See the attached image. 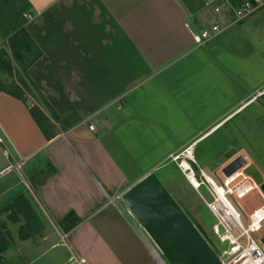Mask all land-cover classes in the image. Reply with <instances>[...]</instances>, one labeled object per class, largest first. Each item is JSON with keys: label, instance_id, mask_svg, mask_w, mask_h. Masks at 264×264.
<instances>
[{"label": "crops", "instance_id": "1", "mask_svg": "<svg viewBox=\"0 0 264 264\" xmlns=\"http://www.w3.org/2000/svg\"><path fill=\"white\" fill-rule=\"evenodd\" d=\"M27 1L40 57L25 73L55 136L5 92L0 129L26 160L30 203L87 264H167L122 196L155 172L194 212L180 155L219 181L241 158L264 178V7L199 46L194 35L229 21L202 0Z\"/></svg>", "mask_w": 264, "mask_h": 264}, {"label": "rangeland", "instance_id": "2", "mask_svg": "<svg viewBox=\"0 0 264 264\" xmlns=\"http://www.w3.org/2000/svg\"><path fill=\"white\" fill-rule=\"evenodd\" d=\"M23 3V0H0V34L2 38L6 40L5 45L7 47V52L10 53L9 57L14 67V73L12 74L0 72V80L3 82V85L8 88L15 84H20L21 81H25L29 84L24 71L25 63L16 60L13 52H11L8 47L9 44L7 41L20 27L24 26L25 18L23 13L20 14L21 12H19ZM207 14L210 15L213 13L207 11ZM3 49L6 50V48ZM31 56L32 54L26 53L25 60L29 61ZM25 96L29 98L28 102L31 106L40 104V95L32 86L27 90ZM0 135L4 139V144L0 143V242L6 241L8 244L7 250L0 254V264H69V258L71 257L68 247V245L70 246L69 241H67L66 238L60 237V235H58L59 229L48 222L46 218L42 220L38 218L41 214L44 215L43 212L40 209L39 215L30 203L31 199V201H34L33 205L36 206V208L37 206L39 207L35 192H33V196L29 198L31 191L24 181L26 167L23 166L21 172L13 170L5 175H1L2 168L10 164H15L16 160L19 158L16 159L15 150L1 129ZM6 148L12 154L10 158L5 156L4 150ZM218 175L221 177V181L225 179V175L222 172ZM14 179H16L18 183V190H7L10 182ZM163 179L164 178L161 179L162 183H164L165 187L191 221L195 225L196 220L200 222V224L196 225L197 228L205 236L216 253H221L225 250L227 244H221L214 233L213 227L217 223V220L205 206L200 196L195 194V196L190 199L189 202L194 208V212H190L188 210L190 205L187 199H182L179 194L173 191V189L163 181ZM214 179L218 184H221V181L217 180L215 177ZM201 191L210 198L209 193L204 187ZM230 200L237 210L241 212L243 216L242 220L245 224L249 214L264 206V195L260 190H254L242 199L230 197ZM255 236L261 240L264 237V228ZM47 237H49V240ZM56 243H58V245L53 246ZM161 255L167 264H169L162 253Z\"/></svg>", "mask_w": 264, "mask_h": 264}, {"label": "built area", "instance_id": "3", "mask_svg": "<svg viewBox=\"0 0 264 264\" xmlns=\"http://www.w3.org/2000/svg\"><path fill=\"white\" fill-rule=\"evenodd\" d=\"M202 2L205 10L225 20L229 17V21L223 24L221 20H215L209 28L194 35V40L199 46L205 45L230 27L251 18L264 7V0H241L239 4L234 0H202ZM25 17L29 20L33 19L31 14H26ZM90 129L94 130L95 126L91 125ZM0 143L4 144L1 135ZM4 153L7 158L12 156L7 148ZM181 156H177L174 160L205 206L216 218L217 223L213 229L220 243L227 244L225 250L221 253L217 252L222 264H264V247L261 240L255 236L264 228V206L249 214L245 224L241 212L230 200V197L242 199L252 191L260 190V186L246 174V166L226 175L221 184H218L203 171L196 172L192 165L186 163ZM183 156L185 159H192L191 150H185ZM25 162L23 158L16 160L15 164H10L2 170L1 175L13 170L21 172ZM203 187L210 198L202 193ZM69 264H87V262L72 254Z\"/></svg>", "mask_w": 264, "mask_h": 264}, {"label": "water", "instance_id": "4", "mask_svg": "<svg viewBox=\"0 0 264 264\" xmlns=\"http://www.w3.org/2000/svg\"><path fill=\"white\" fill-rule=\"evenodd\" d=\"M245 166L246 174L264 195L261 172L244 158L229 164L224 173L230 175ZM122 200L169 264H222L211 244L155 172L130 188ZM261 243L264 245V237Z\"/></svg>", "mask_w": 264, "mask_h": 264}, {"label": "trees", "instance_id": "5", "mask_svg": "<svg viewBox=\"0 0 264 264\" xmlns=\"http://www.w3.org/2000/svg\"><path fill=\"white\" fill-rule=\"evenodd\" d=\"M23 5H21V8L19 9L20 14H24L28 11L30 8V4L27 0H23ZM235 3H240L241 0H234ZM9 49L11 52H13L14 57L16 60L20 61L21 63H25L24 71L26 72L27 69L36 62L39 57L40 53L36 48L34 47V43L31 40L29 34L25 30L24 26L20 27L17 32L12 35L8 39ZM30 53L32 54L31 59L29 61L25 60V54ZM9 54L7 50L3 49L0 50V72H6L8 74L14 73V67L12 64V60L9 57ZM30 85L27 84L25 81H21L20 84H15L12 87H6L3 85V82L0 80V93L5 92L8 95L17 98L18 100L25 102V94L27 90H29ZM30 113L38 123V125L42 128L44 131V134L48 138H53L55 136V133H52L48 131V128L46 125H50L51 122L48 119L46 115L43 114V112L40 110L38 106H34ZM8 248V244L6 241L0 242V254L5 252Z\"/></svg>", "mask_w": 264, "mask_h": 264}, {"label": "bare ground", "instance_id": "6", "mask_svg": "<svg viewBox=\"0 0 264 264\" xmlns=\"http://www.w3.org/2000/svg\"><path fill=\"white\" fill-rule=\"evenodd\" d=\"M186 165V164H185Z\"/></svg>", "mask_w": 264, "mask_h": 264}]
</instances>
